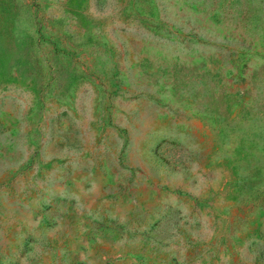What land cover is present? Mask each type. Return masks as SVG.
Here are the masks:
<instances>
[{"label": "rangeland", "instance_id": "1", "mask_svg": "<svg viewBox=\"0 0 264 264\" xmlns=\"http://www.w3.org/2000/svg\"><path fill=\"white\" fill-rule=\"evenodd\" d=\"M0 264H264V0H0Z\"/></svg>", "mask_w": 264, "mask_h": 264}]
</instances>
